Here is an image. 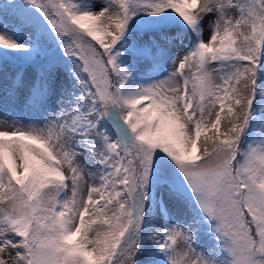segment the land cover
<instances>
[{
    "label": "snow or ice",
    "instance_id": "obj_1",
    "mask_svg": "<svg viewBox=\"0 0 264 264\" xmlns=\"http://www.w3.org/2000/svg\"><path fill=\"white\" fill-rule=\"evenodd\" d=\"M0 264H264V0H0Z\"/></svg>",
    "mask_w": 264,
    "mask_h": 264
},
{
    "label": "rangeland",
    "instance_id": "obj_2",
    "mask_svg": "<svg viewBox=\"0 0 264 264\" xmlns=\"http://www.w3.org/2000/svg\"><path fill=\"white\" fill-rule=\"evenodd\" d=\"M95 2H99V0H95ZM208 37V31H207V28H205V31H204V38L207 39ZM203 138V136L201 137V139Z\"/></svg>",
    "mask_w": 264,
    "mask_h": 264
}]
</instances>
